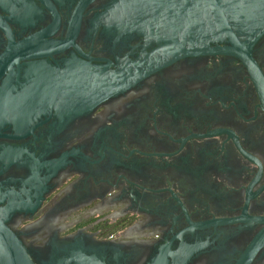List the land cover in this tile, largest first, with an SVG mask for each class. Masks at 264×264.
I'll return each mask as SVG.
<instances>
[{"label": "flooded vegetation", "instance_id": "af4514ba", "mask_svg": "<svg viewBox=\"0 0 264 264\" xmlns=\"http://www.w3.org/2000/svg\"><path fill=\"white\" fill-rule=\"evenodd\" d=\"M0 218L34 264H264V0H0Z\"/></svg>", "mask_w": 264, "mask_h": 264}, {"label": "water", "instance_id": "95a60500", "mask_svg": "<svg viewBox=\"0 0 264 264\" xmlns=\"http://www.w3.org/2000/svg\"><path fill=\"white\" fill-rule=\"evenodd\" d=\"M250 8L249 5H233L232 12L237 14L236 27H241L244 24V13ZM216 16V21L220 26V30L226 34H234L231 30L228 21H226L219 8H213ZM232 38H234L232 36ZM0 264H34L27 253L26 248L17 238L15 233L5 224L0 218Z\"/></svg>", "mask_w": 264, "mask_h": 264}]
</instances>
